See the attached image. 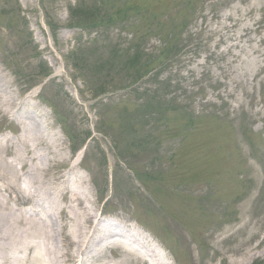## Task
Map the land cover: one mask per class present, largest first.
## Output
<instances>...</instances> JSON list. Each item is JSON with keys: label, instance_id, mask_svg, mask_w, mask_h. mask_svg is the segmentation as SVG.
Instances as JSON below:
<instances>
[{"label": "rangeland", "instance_id": "obj_1", "mask_svg": "<svg viewBox=\"0 0 264 264\" xmlns=\"http://www.w3.org/2000/svg\"><path fill=\"white\" fill-rule=\"evenodd\" d=\"M0 83L31 96L71 156L48 173L76 164L101 219L158 233L183 264H264V0H0ZM1 110L7 206L26 218L23 126Z\"/></svg>", "mask_w": 264, "mask_h": 264}, {"label": "bare ground", "instance_id": "obj_2", "mask_svg": "<svg viewBox=\"0 0 264 264\" xmlns=\"http://www.w3.org/2000/svg\"><path fill=\"white\" fill-rule=\"evenodd\" d=\"M0 93L5 95L1 83ZM1 95L0 107L5 108L2 114L16 118L23 125L18 142L26 159L22 155L19 163L26 166L29 189L38 187L41 196L32 199L30 210L34 213L26 210V218L7 206L10 200L16 203L19 200L14 195L17 192L14 182L19 181L20 174L5 159L10 150L9 146H3L7 139H0V172L7 177L1 189L7 197H0V264H91L93 258L99 259L111 248L119 251L117 264H171L160 246L134 224L123 219L106 222L96 206L93 207L94 202L91 206L85 203L91 191L87 176L78 172L76 164H70L63 173L60 170L48 173L69 163L70 154L61 147L55 153L54 145L44 141L48 120L33 111L36 104L30 102L31 96L27 95L22 102L15 97L6 100ZM11 105L14 111L8 110ZM52 137L59 141L55 134ZM38 148L43 150L41 156L34 155ZM59 223L63 224L62 230L55 228ZM261 239L264 240V235Z\"/></svg>", "mask_w": 264, "mask_h": 264}, {"label": "trees", "instance_id": "obj_3", "mask_svg": "<svg viewBox=\"0 0 264 264\" xmlns=\"http://www.w3.org/2000/svg\"><path fill=\"white\" fill-rule=\"evenodd\" d=\"M128 17H129V14H128V12H127V14H126V13H124V15H123V18L127 20V19H128Z\"/></svg>", "mask_w": 264, "mask_h": 264}]
</instances>
